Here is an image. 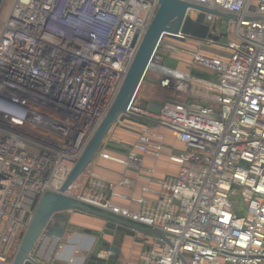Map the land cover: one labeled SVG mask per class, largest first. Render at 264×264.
I'll return each mask as SVG.
<instances>
[{"label": "built area", "instance_id": "built-area-1", "mask_svg": "<svg viewBox=\"0 0 264 264\" xmlns=\"http://www.w3.org/2000/svg\"><path fill=\"white\" fill-rule=\"evenodd\" d=\"M181 1L232 16L225 42L185 50L188 67L212 79L158 66L160 88L206 105L134 107L157 124L141 129L122 161L137 170L144 157L158 160L169 131L183 147L176 176L160 181L156 202L140 198L138 211L112 203L126 181L91 174V191L78 197L164 235L142 264H264V0ZM157 9L149 0L1 1L0 264L12 263L39 199L60 190L87 147Z\"/></svg>", "mask_w": 264, "mask_h": 264}, {"label": "water", "instance_id": "water-1", "mask_svg": "<svg viewBox=\"0 0 264 264\" xmlns=\"http://www.w3.org/2000/svg\"><path fill=\"white\" fill-rule=\"evenodd\" d=\"M149 1H156L158 9L138 46L123 85L111 108L76 161L60 190L58 192H47L39 199L11 264H120V248L115 244H106L104 241L98 243L90 252L79 259L64 260L62 258L57 250L61 248L60 242L66 234L70 212L73 211L103 219L108 222L112 230L119 231L134 239L138 233L148 238L165 239L164 235L157 229H151L115 216L110 212L102 211L85 203L78 196L70 194L73 183L96 157L105 143V137L111 133L114 125L124 122L126 118L136 119L148 124H157L155 121L141 116L135 111L133 105L147 72L154 70L153 66L157 60L155 54L163 49L162 40L167 38L182 43L188 40L196 43L208 41L218 43L225 40L227 36L225 33H221L216 25L210 28L205 24V20L214 19L219 23L221 19L230 20L231 15L181 0ZM188 11L191 12L188 13ZM137 35L136 33L131 47L134 46ZM160 60L163 63L164 59L161 58ZM44 239L53 242L54 255L49 261L40 263L32 257V252L37 243ZM137 242L141 243V241Z\"/></svg>", "mask_w": 264, "mask_h": 264}, {"label": "crops", "instance_id": "crops-1", "mask_svg": "<svg viewBox=\"0 0 264 264\" xmlns=\"http://www.w3.org/2000/svg\"><path fill=\"white\" fill-rule=\"evenodd\" d=\"M178 64L176 65L177 69L185 65ZM147 107L154 111L157 110L151 104H148ZM128 123L131 125L132 133L115 128L117 132L115 133L116 138H113L112 135L110 138L117 141L116 145L112 143L107 145L104 143L102 145L96 157L89 164L90 167L82 173L81 177L85 178V183L78 187L76 196L87 195L91 191L88 188L91 174L106 182L126 181L127 184L116 187L115 191L121 198L113 199L112 203L118 207L138 211L140 205L137 201L140 198L149 202H156L159 199L156 193L160 190V181L176 176L178 167L174 164L172 158L183 147L174 140L173 135L169 131H162L165 135L166 145L158 160L155 161L150 157H144L140 168L137 170H129L122 165L128 149L135 144L139 132L144 128V126L134 122ZM136 127L140 128L138 132H136ZM111 134H113L112 131ZM147 186L151 192L143 193L142 188ZM103 241L106 244H115L120 248V264H142V255L153 245L154 238H148L138 233L134 239L119 231L112 230L108 222L103 219L83 212L73 211L70 212L66 234L62 238L60 242L61 248H58L57 252L61 254L64 260H75L90 252L98 243ZM137 241H141V243ZM102 253L104 254V252ZM53 255L54 244L49 239H44L37 243L32 252V257L40 263L49 261Z\"/></svg>", "mask_w": 264, "mask_h": 264}, {"label": "rangeland", "instance_id": "rangeland-1", "mask_svg": "<svg viewBox=\"0 0 264 264\" xmlns=\"http://www.w3.org/2000/svg\"><path fill=\"white\" fill-rule=\"evenodd\" d=\"M7 6H8V4H7ZM7 6H6V8H7ZM218 28H219V31L221 33L226 34L228 32V20L221 19L218 23ZM222 42H225V40H223ZM196 46H198V44L193 42V41H190V42L187 41V42L182 43V42L173 41V40L165 38L164 40H162L163 49L157 51V53L155 54V57L157 58V60L155 61L154 64L156 66L162 65L166 68L177 70V71L182 72V73H189V70L187 71V65L190 62V56L188 55L187 52H185V50L186 51H187V49H190L192 51H193V49L197 50L198 48ZM172 49H176V50L172 51ZM201 52L204 54H209V55H214V56L218 54V51L214 50L213 47L212 48L202 47ZM161 58L164 59L163 63H161V60H160ZM177 63H179L178 65L185 64L186 66L183 65V67H181V68L178 67V69H177V66H176ZM161 77H162V74L157 72V71L152 70V71L147 72L146 77L142 83V86H141V88H140V90H139V92L135 98L134 105H133L135 108L146 109L148 104H151V105L155 106L154 107L155 109H158L159 106H162L168 100H172V101L178 102V103L179 102L180 103L191 102L192 104L206 105V103H202L201 101H198L199 99L192 98L191 95L187 96V95L181 94L180 92L173 90V89L172 90H165V89L160 88L158 82L160 81ZM178 82H183V81H179V80L177 81L176 80V83H178ZM184 84H187L189 90L191 91L190 83L184 82ZM156 107H158V108H156ZM134 120H136V119L132 120L131 118H126V120L124 122L117 123L116 125H114L113 126L114 128H112L113 134L109 133L105 137L104 142L109 140L111 135L113 138H116L115 133H117V132L115 131V128H117V130H124V131L132 133V129H130L131 125L128 122L132 123ZM134 127H133V129H135ZM139 129L140 128L136 127V132H138ZM115 143H117V141L112 143V144L116 145ZM89 167L90 166H88L87 169ZM84 180H85V178L81 177V175L78 179H76V181L73 183V186H72V188L74 190L70 191V194L72 196H76L75 194L78 192V187L81 184L85 183ZM231 203H232V205H236V206L240 205L241 202H240L239 196L236 198H232ZM19 247H20L19 243L14 244V246L12 247V251H13L12 255L13 256L17 252Z\"/></svg>", "mask_w": 264, "mask_h": 264}, {"label": "trees", "instance_id": "trees-1", "mask_svg": "<svg viewBox=\"0 0 264 264\" xmlns=\"http://www.w3.org/2000/svg\"><path fill=\"white\" fill-rule=\"evenodd\" d=\"M188 70H189V73L193 77H198V78H202V79H212L213 78L212 74L208 73L207 71H205L203 69H199V68H189ZM133 122H135L136 124H140V125H142L144 127L148 126V123H145L143 121L134 120Z\"/></svg>", "mask_w": 264, "mask_h": 264}, {"label": "bare ground", "instance_id": "bare-ground-1", "mask_svg": "<svg viewBox=\"0 0 264 264\" xmlns=\"http://www.w3.org/2000/svg\"><path fill=\"white\" fill-rule=\"evenodd\" d=\"M153 68H154V70L157 69L156 71H160V67L158 68L156 65H154ZM173 75H174L176 78H178V79H183V78H184V75H183L181 72H176V73L174 72ZM61 176H62V179H63L65 175H61ZM54 183H55V182H54ZM60 184H61V183L56 184L55 186H58V187H59Z\"/></svg>", "mask_w": 264, "mask_h": 264}, {"label": "flooded vegetation", "instance_id": "flooded-vegetation-1", "mask_svg": "<svg viewBox=\"0 0 264 264\" xmlns=\"http://www.w3.org/2000/svg\"><path fill=\"white\" fill-rule=\"evenodd\" d=\"M205 24L208 25L210 28L214 27V25L218 26V23L214 19H206Z\"/></svg>", "mask_w": 264, "mask_h": 264}]
</instances>
